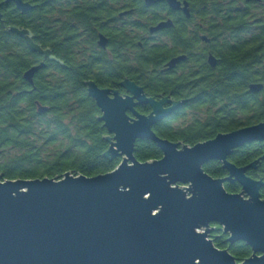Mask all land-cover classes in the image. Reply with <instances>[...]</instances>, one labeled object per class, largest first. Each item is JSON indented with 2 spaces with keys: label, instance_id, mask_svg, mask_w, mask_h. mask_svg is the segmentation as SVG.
Instances as JSON below:
<instances>
[{
  "label": "water",
  "instance_id": "obj_1",
  "mask_svg": "<svg viewBox=\"0 0 264 264\" xmlns=\"http://www.w3.org/2000/svg\"><path fill=\"white\" fill-rule=\"evenodd\" d=\"M166 1L189 15L187 1L184 6L180 0ZM5 2L21 12L33 7L25 0ZM170 25L171 20L163 21L153 30ZM9 29L30 50L54 59L50 47L37 43L28 28ZM106 39L100 36L102 47ZM185 58L174 56L166 69ZM209 62L214 66L217 58L210 55ZM44 66L33 65L25 79L33 83ZM122 85L130 94L86 82L108 132L104 156L122 157L114 169L94 176L67 171L61 177L3 179L0 174V264H264V179L247 174L264 154L242 166L229 159L235 149L264 140V121L189 145L153 129L185 100L155 99L129 79ZM263 87L262 82L249 85L254 93ZM168 102L172 104L164 107ZM141 104H149L151 111L140 113L136 106ZM47 109L39 106L40 112ZM139 139L154 141L162 157L137 160ZM212 160L222 162L226 176L204 169ZM225 182H238L241 191H229ZM214 223L228 235L227 241L246 242L252 254L238 260L229 248L217 247L209 236Z\"/></svg>",
  "mask_w": 264,
  "mask_h": 264
},
{
  "label": "trees",
  "instance_id": "obj_2",
  "mask_svg": "<svg viewBox=\"0 0 264 264\" xmlns=\"http://www.w3.org/2000/svg\"><path fill=\"white\" fill-rule=\"evenodd\" d=\"M36 0L32 10L21 12L13 3L0 0V174L3 179L61 177L67 171L75 175L94 176L114 169L120 157L104 156L109 147L104 123L95 100L88 94L86 82L94 79L98 85L112 87L110 60L101 55L85 59V51L96 50L97 32L92 28L82 35V27L91 18V10L85 5L79 8V0ZM86 1V0H83ZM108 1V0H103ZM127 1V0H126ZM134 6L143 0H132ZM190 20L197 22L198 54L192 65L183 69L186 73L167 77L159 84L160 75L152 68L158 67L164 48L136 49L134 70L141 72V80L149 94L161 91L191 97L188 106L201 111L185 119L177 127L174 121L156 127L158 135L188 144L264 121V87L254 93L249 85L264 84V0H189ZM161 6V5H160ZM159 6V7H160ZM109 7L92 12L104 15ZM161 11L163 12L165 5ZM70 8V10H69ZM67 13V15H65ZM151 15V13H149ZM153 15L158 16L157 13ZM151 19V18H150ZM10 26L30 29L34 40L43 47H50L56 59L33 52L25 39L9 29ZM200 32L210 38L209 48L217 57L215 67L203 56ZM173 42L166 48L170 56L186 48L191 31L183 22L167 31ZM44 62L29 83L24 73L33 65ZM189 63V62H188ZM148 74V78L142 76ZM146 78V79H145ZM153 83H155L153 85ZM39 106L47 107L40 112ZM52 149L50 150V148ZM135 157L140 161L158 159L162 151L149 139L137 140ZM264 154V140L245 144L235 149L229 159L239 166L247 165ZM204 169L215 177L227 171L222 162L212 160ZM247 174L264 179V159ZM232 192L241 190L238 182H226ZM264 198V186L261 188ZM209 234L219 248H229L238 260L252 254L244 241L230 243L228 235L219 224H213Z\"/></svg>",
  "mask_w": 264,
  "mask_h": 264
},
{
  "label": "flooded vegetation",
  "instance_id": "obj_3",
  "mask_svg": "<svg viewBox=\"0 0 264 264\" xmlns=\"http://www.w3.org/2000/svg\"><path fill=\"white\" fill-rule=\"evenodd\" d=\"M25 1H29L33 5V7L30 10H32L39 3L36 2V0H25ZM180 1L182 6L185 5L186 1L188 2L189 15H187L184 12V10L181 8L178 10L173 9L166 0H155L153 3L150 4H148L146 0H143V4H141L140 6H134L135 2H133L132 0H127V1L126 0H108V1L79 0L80 4L74 5V7L77 8L85 5L87 7L86 9L91 10V13L89 15L91 18L88 20V23L85 24L86 25L85 28L82 27L81 29L82 31L81 38H83V33L85 30L87 31V28H92L94 31L97 32L98 38L96 39V43L98 47H97V53L96 50L85 51L84 52L85 59L93 55L95 57L97 56V59H99V57H101V55L103 54L102 56L110 60V64L112 68L110 72V76L112 77L113 80L111 81L112 83L110 84L114 86L106 87V88H110L112 90L114 89L118 90L121 95L126 96L130 94V92L127 91V89L122 85V82L126 79H129L135 81L137 84L142 86L146 94L148 96H153L155 99L167 97L172 101L185 100L182 106L176 108L169 115L162 118L153 126V129L155 131L157 126L162 125L164 123L166 124L169 121H174L169 118L180 117L179 114L182 112L184 113L186 112L187 114L188 110H191L190 106H188V101L191 100V97L179 96L174 94L173 92H166L164 90L158 93V95L156 96L149 94L145 85L143 84V81L141 80L142 78L140 74L141 72H138L137 69L134 70L133 59L135 58V54L137 52L136 49H134V47H138L139 49H144L147 52L150 49L152 50L154 48L157 49L156 48L157 46H162L164 48L163 53H161V56H164L162 59H160L161 63L159 62V65H157L158 67L152 68V70H154V72L157 73V75L158 74L160 75L161 79L159 80L160 81L159 84L163 85V81H165L166 78L169 76L174 77L175 75H182L183 73H186V71L183 68L186 67L187 64L192 65L191 63L193 62L192 59H196L197 58L196 56L199 52L197 47L198 46L197 39H196L198 25L196 22L197 20L196 18L194 19L195 21L193 22L192 20L189 19L192 13L190 8V1L189 0H180ZM67 2L69 1L68 0L63 1V5H66ZM106 3L109 4V7H104V9H106L105 14L104 15L98 14L97 16H94L92 12H95V9L98 12L99 9L102 8V5H105ZM160 5L161 6L165 5L167 8H165V10L162 12L161 9L163 7H161ZM149 13H151V15H149ZM154 13H157L158 16L153 15ZM65 15H67V13H65ZM168 20L172 21V25L160 28L158 30H153V28H155L161 22ZM181 22H183L186 29H189L191 31L190 33L191 40H187L186 48H184L183 50L181 49V51L174 56L184 54L186 55V58L180 61L175 67L171 69H166L167 63L169 62L170 59L174 57V56H170V54L166 52V48L171 47L170 44L173 42L172 38L170 37V35H168L167 31L173 29ZM101 35H104L107 38L106 39L107 44L105 47H102L99 44ZM199 35L201 36V40H200L201 44L202 45L205 44L204 46L205 53L203 54V56H206L205 61L209 65H211L209 62V57L210 55L213 56L215 55L211 52V49L209 48L210 38H208L203 32H200ZM54 59H56L55 56ZM217 64L218 61L216 65ZM216 65L214 66L211 65V66L215 67ZM142 76L143 78L144 77L148 78L147 77L148 74L142 73ZM90 80H94V79H90ZM154 84L155 83H153V85ZM171 104L172 103L170 102L165 103L164 107H169ZM136 109L140 113L148 114L152 108L149 104H141V105H137ZM127 113L129 115H132L131 112L129 111ZM181 120L183 119L179 118V120L174 121L173 124L177 127L178 125H181Z\"/></svg>",
  "mask_w": 264,
  "mask_h": 264
},
{
  "label": "rangeland",
  "instance_id": "obj_4",
  "mask_svg": "<svg viewBox=\"0 0 264 264\" xmlns=\"http://www.w3.org/2000/svg\"><path fill=\"white\" fill-rule=\"evenodd\" d=\"M204 108L205 107H203V108H201V111H193V110H188V112H187V114L184 116V118H183V120H181V121H183L184 122V120L186 119L187 120V122L186 123H188V120H190L191 119V117H193L194 115H195V113H199V117L200 118H203L204 117V114L202 113V111L204 110ZM192 120V119H191ZM190 120V121H191ZM177 141H179V142H183V143H185L184 141H182V140H177ZM182 144V143H181ZM188 144V143H187ZM189 145H193V144H189ZM52 149V147L50 148V150ZM121 158V160H122V157H120ZM121 162V161H120ZM227 175V174H226ZM226 175H224V176H226ZM224 176H222V177H224ZM226 183V182H225ZM239 191H241V190H239ZM239 191H237V192H239ZM244 196H246V195H244ZM214 226V225H213Z\"/></svg>",
  "mask_w": 264,
  "mask_h": 264
}]
</instances>
